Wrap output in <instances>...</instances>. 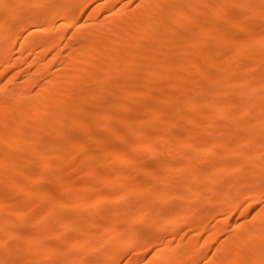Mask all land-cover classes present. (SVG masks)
Listing matches in <instances>:
<instances>
[{"label": "bare ground", "instance_id": "1", "mask_svg": "<svg viewBox=\"0 0 264 264\" xmlns=\"http://www.w3.org/2000/svg\"><path fill=\"white\" fill-rule=\"evenodd\" d=\"M245 1L0 0V264H120L126 251L138 257L124 264H264V186L255 183L247 193L222 183L250 175L243 171L246 162L258 170L251 175L264 177V83L257 81L264 77V67L257 68L264 62V35L237 34L258 31L264 18ZM167 85L171 95L155 98ZM187 91L193 95L174 108L175 97ZM200 91L209 98L201 102ZM202 105L218 111L217 122L232 120L226 112L237 105V120H251L236 125L227 141H215L216 125ZM142 114H152L150 124L161 128L146 132ZM202 125L209 126L206 140L214 145L233 142L227 155H240L235 168L227 163L213 174L194 171L198 163L190 153ZM240 129L263 154L242 150L235 136ZM114 139L128 144L127 151L115 152ZM174 143L180 149L173 150ZM145 149L180 158L173 168L180 179L169 178L166 160L156 161L159 174L144 168L136 178ZM200 153L216 155L208 148ZM74 161L78 170H66ZM98 164L131 172L105 178L94 171ZM92 177L96 183L86 182ZM113 188L125 192L113 195ZM179 188L192 204L162 217L161 207ZM97 190L103 194L90 200ZM107 202L122 208L108 213ZM205 202L214 205L209 216L201 210ZM254 206L249 224L244 218ZM142 220L147 230L139 233ZM183 225L192 231L187 241L183 234L164 235ZM223 228L227 234L210 256Z\"/></svg>", "mask_w": 264, "mask_h": 264}, {"label": "rangeland", "instance_id": "2", "mask_svg": "<svg viewBox=\"0 0 264 264\" xmlns=\"http://www.w3.org/2000/svg\"><path fill=\"white\" fill-rule=\"evenodd\" d=\"M14 5H16V1L14 2ZM244 6L246 8H251V9H256V10H261L262 11V14H263V18H264V1H259V0H246L244 2ZM237 10H241V9H237ZM245 10V9H243ZM86 13L88 14L89 12L86 11ZM228 11H224L223 15L225 16V14H227ZM239 15L241 16V21L243 23H246L247 20H249V18H247L246 16V12L244 11H241L239 13ZM226 20L224 21H221L219 22L218 24L219 25H224V23L227 24V22H225ZM211 22L212 20H208L206 22L207 26L211 25ZM235 31V30H233ZM238 36L241 38V39H245L249 36H258V37H261L262 35H264V27L259 29L258 31L254 32L253 31H245V30H239L237 32ZM179 48H176L175 50L178 51ZM192 58V55L191 54H188L187 57L183 60L184 62H190ZM236 63H232L230 64V66H235ZM264 67V62H262L260 64L259 67H257L259 70L263 69ZM257 68L255 69H252L251 72H250V75H254L256 73V71L258 70ZM212 72L214 71V69L212 68L211 70ZM215 72V71H214ZM143 78H146L147 77V74L146 72H143L142 75H141ZM172 81V78L170 77H165V83H170ZM257 81L259 83H264V77H261V78H258ZM197 83H200L199 80H196ZM156 83L153 82L152 83V87H155ZM173 92V89L172 87L170 86H165L164 89H163V92L162 93H155L156 94V97L155 98H164L168 95H171V93ZM189 95H193L191 94L190 91H187L185 93H182V94H179L178 96L175 97L174 99V102H173V107H178L180 105V102L184 101L185 98H187ZM209 98V94H207L206 91H200L198 93V99L202 102L203 100H206ZM141 103H144V104H147V105H153L155 107H157L159 104L156 102V101H150V100H141L140 101ZM139 104V103H138ZM137 104V105H138ZM203 107V110H205L206 112H208L211 116H212V120L214 121L215 123V134L212 136V138L216 141V140H223V141H227V137L228 135L230 134V131L236 126V125H240V124H243V123H246V121L248 122V120H251V118L248 116V117H244L243 119L241 120H237V116L240 114L241 112V106H234L232 108H230L226 113L230 116H232V120H228V121H223V122H217L216 119H217V115H218V111L216 109H211V108H208L207 106L205 105H202ZM97 111H102L103 109L102 108H96ZM164 117L166 119H169L172 117V113H166L164 114ZM142 118V121L144 122V130L148 133H156L160 128H161V123H155L154 125H151L150 124V121H151V118H152V114H142L141 116ZM195 119V118H194ZM196 120L197 121H201L199 117H196ZM107 122V121H106ZM104 120L101 122L102 124L106 123ZM209 129V126H204L202 125L201 128L199 129L198 132H195L197 134V137H198V141L196 143V146H195V151H192L190 153V156L192 157L193 160L197 161L198 163V169L197 170H194L195 172H200L201 174H203L204 171H207L209 174H213L215 173V171L219 168H221L223 165L225 164H229V170H232L233 168H235L236 164L238 163L239 159H240V155H234V154H230V155H227L230 148H232V145H233V142H227L226 145L224 146H219V145H214L212 142L210 141H207L206 140V136L208 135V130ZM172 130L174 132H179V133H182V132H185L184 130L180 129L179 127H173ZM96 134L99 136L100 135V132H96ZM248 131L245 130V129H240L239 131H237L235 133V136H236V140L240 143L241 145V148L244 152H249L251 149H256V155H259V154H263V147L262 146H256L255 145V142H246L247 141V138H248ZM97 136V137H98ZM111 145H112V148L114 149L115 152L119 153V154H122L124 152L127 151V147H128V144L118 140V139H114L112 140L111 142ZM171 148L174 149H180V146H178V144L174 143ZM204 148H208V149H211L214 154L216 155H203L200 153V150L204 149ZM147 149L144 150V153H145V156L144 158L140 159L138 161V165H139V168L140 170L136 173V178H141V174H142V169L144 168H147V169H151L153 170L154 172L153 173H156V174H159L160 173V170L158 169L157 167V160H166L168 165H169V171H168V175H169V178L173 177V178H178L180 179L181 177V174H176L173 170V168H175L176 166H180L181 165V162L182 160L180 158H177V157H165L164 155H161V154H155V155H148L146 154ZM95 154H100L101 150L99 148L95 149L94 150ZM185 152V150H184ZM256 160V159H255ZM78 162L77 161H74L72 163H70L69 165L66 166V170H72V171H77L78 169ZM87 169V167H85ZM37 171V169H35L33 171V173L35 174V172ZM94 171L96 173H98L99 175L105 177V178H110V177H114L116 176L117 174H124V175H127L129 172H131L130 168L129 167H119L118 165L116 166L115 169H111V168H107V167H102L101 165H95L94 167ZM243 171L245 173H250L251 174H256L257 173V169L255 168L254 164L252 162H246L243 164ZM37 173V172H36ZM80 174V173H78ZM246 175V176H243L237 180H234L232 179L231 177H225L223 179V185H225L226 187H233L234 185L235 186H238V187H242L247 193H249L252 189H254L255 187V183L259 186L263 185L264 186V177L263 178H255L253 175ZM81 179L78 177L77 178V181H80ZM86 182L90 183V184H94L96 183L95 179L92 177V178H89L86 180ZM47 183V184H46ZM186 183H190L189 181L188 182H185L184 185H188ZM41 185H45L47 186L48 185V182H41L40 183ZM215 189H220L222 187H219L218 184L214 186ZM112 193L113 195H118L119 193H122V192H125V190H122V189H119V188H113L112 189ZM181 191H182V188H179L177 190H174V196L171 200V202L169 204H165L161 207L160 209V212H161V216L164 217L165 215L169 214L171 211V209L173 210H177V211H180L182 208L184 207H189L192 202H188V201H183L181 199ZM103 194V190H97L95 191L94 194L92 195H88L90 200H96L98 197H100L101 195ZM210 195V190L208 191H205V199H207ZM149 199L151 200L152 197H149ZM218 200V198H217ZM221 201V198H219L218 202ZM104 207L107 209L108 213H112V212H116L118 211L119 209H121L122 207L120 205H113L111 204L110 202H107L105 203ZM214 209V205L212 203H208V202H205V204L201 207V210L204 214H206V216H209V213H211ZM258 208H256V206L253 207L252 211L250 212L249 216L244 220H248V222H250L253 218V215L254 213L257 211ZM133 217H136V214L134 213L133 216L130 218V221H132ZM237 216H234L233 220H236ZM190 220H193V217H189L188 221ZM242 220V219H240ZM243 220V221H244ZM187 221V222H188ZM208 227H211L213 225V219L212 218H208ZM146 224H147V221L146 220H142L141 222L138 223L137 225V231L140 233L141 231H146L147 230V227H146ZM251 224V222L249 223ZM187 225V224H186ZM186 225H183L181 226L179 229H177L176 231L172 232V233H165L164 235H166V238H175V237H178L180 235L183 234L184 236V241H187V239L189 238V235L191 234L192 231H189L187 226ZM233 227H230L229 228V231H232ZM224 229V232L222 235L219 236L218 239L215 240V242L213 243L210 251H209V255L212 256L213 253L215 252V250L219 247V244L221 242V240L224 238V235L227 234V231H228V228H223ZM226 231V232H225ZM163 236V235H162ZM207 236V233H204L200 239V244H202V242L205 240ZM125 236L124 234H121V239H123ZM14 243V242H13ZM157 249V248H156ZM156 249H153L152 250V253L153 251H155ZM138 257V253L136 252H124L123 254V258L120 262V264H124L128 259L132 258V260H136ZM10 260L12 261H19L21 258L19 256L17 257H9ZM137 261V260H136Z\"/></svg>", "mask_w": 264, "mask_h": 264}]
</instances>
